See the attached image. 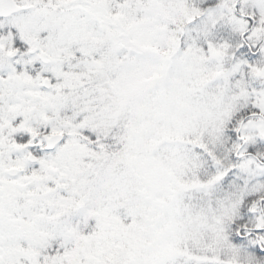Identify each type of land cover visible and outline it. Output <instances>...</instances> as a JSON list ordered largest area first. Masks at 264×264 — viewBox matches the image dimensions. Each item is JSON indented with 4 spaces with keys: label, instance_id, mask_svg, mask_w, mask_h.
<instances>
[{
    "label": "snow or ice",
    "instance_id": "obj_1",
    "mask_svg": "<svg viewBox=\"0 0 264 264\" xmlns=\"http://www.w3.org/2000/svg\"><path fill=\"white\" fill-rule=\"evenodd\" d=\"M0 264H264V0H0Z\"/></svg>",
    "mask_w": 264,
    "mask_h": 264
}]
</instances>
